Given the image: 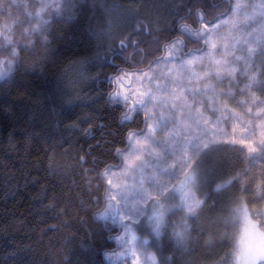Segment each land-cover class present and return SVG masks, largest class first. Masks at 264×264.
Here are the masks:
<instances>
[{"label":"trees","instance_id":"16d2710c","mask_svg":"<svg viewBox=\"0 0 264 264\" xmlns=\"http://www.w3.org/2000/svg\"><path fill=\"white\" fill-rule=\"evenodd\" d=\"M107 3L113 26L138 43L74 105L41 79L0 88V264H92L100 237L89 208L99 176L120 169L133 138L142 137L151 93L173 117L190 111L229 133L251 119L250 134L264 133V119L254 115L264 99V0ZM137 69L157 73L148 86L142 80L143 96L109 101L108 77ZM124 103L136 111L120 122ZM218 138L243 139L239 130Z\"/></svg>","mask_w":264,"mask_h":264},{"label":"clouds","instance_id":"9594fccd","mask_svg":"<svg viewBox=\"0 0 264 264\" xmlns=\"http://www.w3.org/2000/svg\"><path fill=\"white\" fill-rule=\"evenodd\" d=\"M108 8L107 0H0V88L41 79L74 105L138 43L113 26ZM118 80L119 70L108 77L109 101ZM124 90L143 96L131 80ZM256 108L264 119V99ZM123 109L118 120H131L136 109ZM188 120H146L143 148L121 160L116 181L100 174L89 208L100 237L92 264H264V133L250 134L251 119L231 133ZM237 130L240 141L218 138Z\"/></svg>","mask_w":264,"mask_h":264},{"label":"rangeland","instance_id":"374dc122","mask_svg":"<svg viewBox=\"0 0 264 264\" xmlns=\"http://www.w3.org/2000/svg\"><path fill=\"white\" fill-rule=\"evenodd\" d=\"M238 1H240V0H238ZM168 50H171V49H168ZM155 74H157V73L151 72V71L150 72H146V73L145 72L144 73H141V72L139 73L138 69L135 72H129V73L125 72V73L121 74V76L119 77V80L116 82L115 91L119 93V95L117 97H121L123 100L129 99L131 96H129L128 92H126L124 89L128 85L130 80L134 82L135 88H136V92H140L141 89H140L139 85L142 83V80L147 79L146 80V84L148 86L149 83H150V80L152 79V77ZM150 97L151 98L150 99L148 98V100H147L148 101V106H147L148 110L147 111H149V119H152L155 122H159L162 119H167L169 117H173L171 115V112L169 110H167L166 107H160V106H157V105L154 104V100H153L154 97L152 96V93H151ZM138 98H139V96H137L136 93L134 92L131 99H134L135 101H137ZM174 103H176V102H174ZM161 108H162V110H161ZM190 115H192V112L182 110L180 115H179V112H178V113H176V115L174 117L179 118V117L183 116L184 117V122L188 123V122H190L188 120V117ZM202 118H203V121H205V117L202 116ZM194 119L195 120H199V119H196V118H194ZM132 142H133L132 147H131V149L129 150V152L127 153V155L125 157H127L132 152L134 147L139 146L141 149L143 148L144 141H143V138L141 136H135L133 138ZM119 171H120V169H112V170H110L108 173H106V179L108 181L115 182ZM116 264H121V262L117 261Z\"/></svg>","mask_w":264,"mask_h":264},{"label":"snow or ice","instance_id":"6c2138e0","mask_svg":"<svg viewBox=\"0 0 264 264\" xmlns=\"http://www.w3.org/2000/svg\"><path fill=\"white\" fill-rule=\"evenodd\" d=\"M252 231H254V225H252L251 222H249V227L248 229H246V235L250 234Z\"/></svg>","mask_w":264,"mask_h":264}]
</instances>
